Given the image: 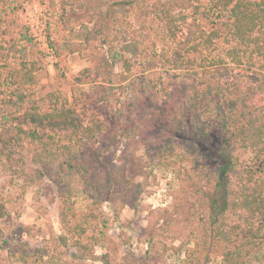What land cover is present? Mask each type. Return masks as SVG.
Masks as SVG:
<instances>
[{
	"label": "rangeland",
	"instance_id": "374dc122",
	"mask_svg": "<svg viewBox=\"0 0 264 264\" xmlns=\"http://www.w3.org/2000/svg\"><path fill=\"white\" fill-rule=\"evenodd\" d=\"M160 1L128 0L124 4L122 0H0L3 135L13 132L14 118L34 103L42 112L51 111L58 104L79 114L87 113L85 123L107 122L103 134L96 132L97 145L92 148L107 149L111 120L108 111L102 113L96 101L109 85L116 87L107 100L112 121L113 111L131 99L136 104V119L142 114L158 128V132L148 134L150 146L124 136L112 137L108 155L124 157L123 168L129 178L134 177L139 191L131 205L112 195L100 198L87 189L81 175L75 172L79 152L74 143H57L55 156L44 155L43 162L36 161L41 147L28 140L14 149L11 161L0 157V202L6 208L5 217L0 219V264L205 262L206 252L198 248V242L204 234L212 232H206L209 226L205 224L214 213L208 190L212 164L206 154H201L199 164L194 163L195 157L178 156L184 152L180 135L186 133L177 131L175 116L182 118L185 125L194 110L180 113L179 108H168L161 83L185 86L184 78L201 74L204 64L210 65L218 58L235 65L229 56L235 48L227 26L231 14L213 10L210 0ZM166 8L173 12V17L184 13L188 24L196 18L206 34L221 30V38H215L209 49L201 45L198 51L190 50L202 40L184 46L188 24L185 29L177 21L183 32L174 37L165 19ZM137 40L151 47L149 53L144 46L140 56L124 51L126 45ZM151 52L156 53L157 61L151 58ZM105 61L111 67H102L96 82L77 80L82 72L105 65ZM125 61H130V66ZM261 64L254 57L253 61L244 59L241 67L258 69ZM172 73L179 74V78L174 80ZM125 74L128 80L121 84ZM132 82L134 87L130 86ZM88 102L90 107L85 112L84 105ZM256 102L264 104V96H258ZM215 103L217 99L208 105L210 113L204 114L208 121L216 115ZM150 109L155 110L157 119L144 112ZM216 129L211 128L214 142L219 141ZM173 134L177 137L173 138ZM169 144L176 147L173 153L165 150ZM69 146L72 153L67 149ZM159 148L165 152L158 155ZM224 153L226 161L232 162V182L237 190L235 170L255 167V155L240 147L226 148ZM33 174L35 183L28 179ZM257 175L262 177L260 173ZM222 221L228 224L223 229L245 227L240 214L229 213ZM259 227L260 221L255 218L254 229ZM231 240L216 244L209 264H264V234L250 248L234 234ZM76 241L85 246L83 250L73 246ZM227 250L233 253L230 260H226Z\"/></svg>",
	"mask_w": 264,
	"mask_h": 264
},
{
	"label": "trees",
	"instance_id": "16d2710c",
	"mask_svg": "<svg viewBox=\"0 0 264 264\" xmlns=\"http://www.w3.org/2000/svg\"><path fill=\"white\" fill-rule=\"evenodd\" d=\"M122 2L126 4L128 0H122ZM210 2L213 10L230 11L231 21L227 26L231 39L235 42V48L230 50L229 56L235 65L226 64V61L218 58L209 63L210 65L204 64L201 74H190L184 78L185 86L178 83L172 87V84L168 82L161 83L168 108H179L180 113L190 109L194 110L187 117L189 121L185 125L182 118L175 116V121L178 123L177 131L179 134L186 133L180 135L184 152L181 151L178 156L182 159L185 155L195 157L194 163L199 164L201 154H206L212 164L210 165L211 176L208 190L211 195L210 208L214 213L205 224L209 226L206 232L212 231L213 233L204 234L198 242V248L206 252L203 264H209L216 244L221 241L232 242L233 234L242 238V244L249 248L257 245L258 240L264 234L262 233L264 230V104L256 102L258 96H264V0H210ZM163 6H166L165 3ZM163 10L167 25L172 35L176 37L177 33L183 32L177 21H180L186 29L188 17L184 13H181L179 17H173L170 9ZM221 35V30L206 34L195 18L192 23L188 24L184 46L201 39L202 43H195L190 50L198 51L201 45L209 49L214 39L221 38ZM142 46L149 53L151 47L144 45L140 40L126 45L124 51L140 56ZM186 50L189 51V48ZM111 54L115 60L113 48ZM150 55L154 62L157 61L156 53L151 52ZM254 57L263 62L258 69L241 67L244 59L253 61ZM105 62V65L85 70L77 80L83 78L86 82H96L95 77L100 75L102 67H111L108 61ZM125 62L130 66V61ZM114 63L112 61V64ZM171 76L175 80L180 75L172 73ZM31 79L32 77H29L28 81L31 82ZM127 80L128 76L122 75L121 84ZM130 86L134 87L135 83L132 82ZM114 90H116L114 85L107 86L96 101L98 108L103 110L102 113L108 111V118L111 120L108 131L110 132V144L107 149H92L97 145L96 134L104 133L107 122L96 124L91 121L94 125L91 122L85 123L88 120L87 113L79 114L75 109L67 108L65 105L56 104L53 105L51 111L42 112L34 103L29 110L14 118L16 124L11 134L5 136L0 131V157H6L11 161L15 153L14 149L21 145L23 140H28L41 147V151L37 152L36 161L43 162L44 155L55 156L56 149H58L57 143L61 141L74 143L73 146L79 152L74 165L75 172L81 175L87 189L97 193L100 198L112 195L114 199L121 198L123 204L131 205L138 198L139 191L134 177L129 178L123 168L126 165L124 157H115V154L108 155L113 144L112 137L124 136L150 146L151 139L148 134L158 132V128L151 118H145L142 114L136 119L134 114L137 111L136 104L131 99L113 111L112 121V113L109 112L110 107L107 105V100ZM24 98L20 95L21 100ZM216 99L217 103L214 104L217 107L216 115L214 114L212 121H208L204 114L209 112L208 105ZM89 107V102L84 105L85 112L89 110ZM144 112L152 114L153 119L158 118L154 109ZM82 115H84L83 118H81ZM213 126L217 128L215 137L219 138L218 142H214L211 134ZM176 137L177 134H173V138ZM234 147L250 150L255 155V167H244L240 172L235 170L238 178L237 190L234 189L232 182V162L231 160L227 162L224 158V149ZM205 148L206 151L202 152L201 150ZM67 149L72 153L71 146ZM175 149V145L169 144L165 150L173 153ZM164 152L158 149V155ZM47 164L48 162H45L44 166ZM203 171L205 169H201V172ZM259 173L262 175L261 178L257 175ZM28 179L35 183L34 174L33 176L28 175ZM229 213L240 214L245 227L229 226V230L223 229L228 227V224L224 223L222 218ZM5 215L6 208L0 202V219ZM255 218L260 221V227L256 230L254 229ZM73 246H76L78 250H83L85 247L80 241H76ZM225 255L226 260H230L233 253L227 250Z\"/></svg>",
	"mask_w": 264,
	"mask_h": 264
}]
</instances>
